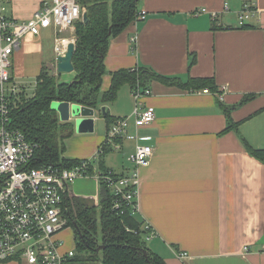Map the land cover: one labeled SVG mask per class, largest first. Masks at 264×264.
<instances>
[{"label": "crops", "instance_id": "0c3cea01", "mask_svg": "<svg viewBox=\"0 0 264 264\" xmlns=\"http://www.w3.org/2000/svg\"><path fill=\"white\" fill-rule=\"evenodd\" d=\"M43 1L3 0L6 16L21 22ZM245 4L257 13L247 27L238 28L237 14ZM137 10L145 11L146 19L131 22L109 40L100 93L109 90L112 73L141 67L178 77L182 83L210 78L217 92L147 82L151 94L141 102L143 107H152L155 116L151 124L136 130L131 87L124 84L113 102L101 103L96 109L92 133L74 131L64 141L62 156L70 161L92 158L107 132L104 115L130 117L132 139L122 141L116 151L118 164L104 159V165L111 172L124 173L123 167H131L127 158L136 141L152 147L149 164L138 169V211L134 215L153 232L148 249L165 264H264V165L242 142L264 150V0H139ZM72 35L74 30L67 33ZM54 39L52 28L26 35L12 56L13 82L15 78L35 80L31 95L19 86L26 98L32 97L43 69L59 83H71L76 77L74 71L57 73L53 47L50 54L46 48L49 41L54 46ZM191 57L195 61L190 66ZM249 94L256 95L255 99L230 114L234 123H240L237 130H227L222 107L235 106ZM100 120L105 123L104 132L97 130ZM68 123L73 125L72 120ZM136 132L149 140H136ZM79 179L78 185L93 180L95 192L75 196L68 187L67 205L83 199L99 207V184L91 177ZM68 231L71 227L57 239ZM72 241L69 249L61 240L60 250L74 251V233Z\"/></svg>", "mask_w": 264, "mask_h": 264}, {"label": "built area", "instance_id": "2783aa9c", "mask_svg": "<svg viewBox=\"0 0 264 264\" xmlns=\"http://www.w3.org/2000/svg\"><path fill=\"white\" fill-rule=\"evenodd\" d=\"M6 12L0 0V264L11 260L24 264H65L74 256V251L62 252V242L57 235L70 228L66 215L69 185L87 177L95 179L99 186L103 182L114 196L112 208L117 214L133 217L138 211V169L149 164L153 149L136 141L127 158L131 164L129 169L123 167L124 173L120 174L102 171L99 159L103 146L119 151L122 141L132 139L128 134L130 117H121L107 127L104 142L92 158L80 160L72 169L38 166L35 160L38 144L13 124L12 112L18 106L20 89L12 80V56L26 35L36 36L48 28L55 32L56 58L63 56L68 45L75 44V37L67 33L73 32L74 24L82 21L86 8L80 0H44L31 17L22 22L7 17ZM256 13L249 4L243 5L237 14V27L247 26ZM146 15L145 11L139 12L136 22L145 20ZM150 94L147 87L136 85L131 89L134 100L131 117L136 130L154 120V109L143 107L141 102ZM218 98L222 100L221 96ZM133 137L149 140V137L138 136L137 132ZM142 227L149 232L146 236L149 241L153 232L148 225Z\"/></svg>", "mask_w": 264, "mask_h": 264}, {"label": "trees", "instance_id": "16d2710c", "mask_svg": "<svg viewBox=\"0 0 264 264\" xmlns=\"http://www.w3.org/2000/svg\"><path fill=\"white\" fill-rule=\"evenodd\" d=\"M138 2L80 0L86 8L87 22L78 21L74 24L75 50L72 65L75 79L68 84L56 83V78L43 69L37 77L32 97L26 98L23 92L18 93V106L12 112L13 124L38 144L35 155L38 166L56 165L72 169L80 162L66 160L62 156L64 141L73 135L74 128L71 123L60 122L57 113L51 110L54 101L98 109L101 103L113 102L122 85L128 84L131 89L136 85L145 88L150 81L178 85L188 90L217 92L215 82L210 78L189 79L182 83L178 77H166L141 67L138 70L112 73L109 90L103 95L100 93L109 40L136 21ZM194 61L195 57H191L190 66ZM255 97L254 94L245 95L237 105L222 107L227 119V130H237L240 124L232 121L231 112ZM104 119L108 126L114 120L107 113ZM242 142L246 151L264 165V150L253 149L244 140ZM103 148L99 168L108 172L104 157L111 150L106 146ZM99 187V207L83 199H75L73 205H67L69 212L66 215L74 233L75 250L74 256L65 264H165L162 258L148 249L146 236L149 232L143 229V224L134 216L117 214L112 208L114 196L111 190L103 182ZM73 208L76 212L74 216L71 215ZM99 247L102 248L97 251Z\"/></svg>", "mask_w": 264, "mask_h": 264}, {"label": "water", "instance_id": "95a60500", "mask_svg": "<svg viewBox=\"0 0 264 264\" xmlns=\"http://www.w3.org/2000/svg\"><path fill=\"white\" fill-rule=\"evenodd\" d=\"M82 21L87 22V15L84 13ZM75 50V45L70 43L67 51L63 56H58L56 59V71L59 74L71 73L74 71L72 65V57ZM51 110L58 114L61 122L73 121L74 131L78 134H88L93 132L94 116L96 109L72 104L69 102L54 101L51 103ZM101 114H105V109L101 108ZM102 247H99V251Z\"/></svg>", "mask_w": 264, "mask_h": 264}, {"label": "rangeland", "instance_id": "374dc122", "mask_svg": "<svg viewBox=\"0 0 264 264\" xmlns=\"http://www.w3.org/2000/svg\"><path fill=\"white\" fill-rule=\"evenodd\" d=\"M53 47V43H50V41L46 44V48H47V53L50 54L51 50ZM14 84L16 87H24V89L26 90L27 95H31L32 91L34 89V85H35V80L34 78H22V79H16L14 80ZM59 83V81L56 79V83ZM19 87V88H20ZM97 130L103 131L105 130V123L103 120H100L97 122ZM65 146V145H64ZM106 163H111L113 164V162H117L116 164H118L119 160H120V154L118 152H110L107 153L104 157ZM81 179H77L75 180L72 184L69 185V192L75 196H82V195H88V193H92L94 194L95 189H94V182L93 180H88L87 182H84L82 184L78 185V181H80ZM91 198V197H90ZM71 212V211H70ZM76 214V212H71V215L74 216ZM70 215V216H71ZM72 236H73V232L72 231H68L66 233H61L60 237V241H64L65 242V248H73V241H72Z\"/></svg>", "mask_w": 264, "mask_h": 264}]
</instances>
